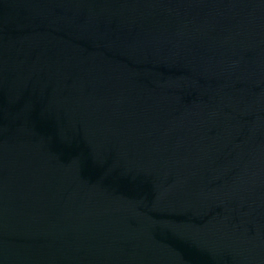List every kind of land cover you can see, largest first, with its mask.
<instances>
[{
	"label": "water",
	"instance_id": "1",
	"mask_svg": "<svg viewBox=\"0 0 264 264\" xmlns=\"http://www.w3.org/2000/svg\"><path fill=\"white\" fill-rule=\"evenodd\" d=\"M0 264H264V0H0Z\"/></svg>",
	"mask_w": 264,
	"mask_h": 264
}]
</instances>
